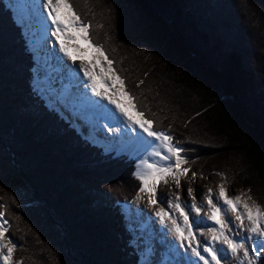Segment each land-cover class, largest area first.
Instances as JSON below:
<instances>
[{"label": "trees", "instance_id": "obj_1", "mask_svg": "<svg viewBox=\"0 0 264 264\" xmlns=\"http://www.w3.org/2000/svg\"><path fill=\"white\" fill-rule=\"evenodd\" d=\"M92 1L117 29L111 36L126 49L127 65L146 83L151 80V95L164 88L153 72L169 68L166 73L181 88L193 91L182 106L173 100L178 92L167 99L170 108L181 110L177 120L187 119L191 108L202 129L207 125L223 135L225 147L244 155L249 169L264 180V0ZM76 2L69 0L90 24L92 42L113 61L132 104L185 150L183 167L208 175L211 171L196 166L194 144L202 150L203 142L184 139L183 132L150 113L120 67L115 40L101 35ZM18 26L13 9L0 0V112L6 109L11 121L0 122V212L20 263L143 264L122 211V203L134 199L141 186L133 160L106 154L58 111L48 110L32 83L35 54Z\"/></svg>", "mask_w": 264, "mask_h": 264}, {"label": "snow or ice", "instance_id": "obj_2", "mask_svg": "<svg viewBox=\"0 0 264 264\" xmlns=\"http://www.w3.org/2000/svg\"><path fill=\"white\" fill-rule=\"evenodd\" d=\"M43 8H47V18L51 21L48 34L59 42L58 52L55 47L52 51L61 60L59 64L55 60L49 61V66H53L52 71L45 69L40 74L47 80L44 95L47 97L45 100L48 105L55 108L57 104H60L73 111H79L83 103L81 97H90L88 90L99 98L96 101L100 102L101 106L105 105L102 101H107V105H115V110L112 109V111L114 114L116 111L120 113V116L115 114L121 121L120 127L113 128L108 123H104L103 131L106 129V133H113L122 132L123 129L131 136H142L149 142L148 148L141 155L147 154V156L139 159L134 175L141 182L139 193L148 194L147 207L150 208L158 203L163 204L165 195L158 194V183L163 181L167 184L168 178L171 177L176 187L180 188L181 177L189 172V168L183 167L188 163L184 149L173 142L174 138L170 132L154 129L151 126L153 121L145 119L142 113H137L139 119L132 116L119 100L109 95L108 89L112 88V85L108 84L109 78L114 82H119L121 88L124 85V81L113 72L111 60H108L107 68L101 66L98 74L100 82L106 85L104 91L99 90L97 86V73L93 71L96 64L90 68L84 63L79 65L75 63L78 58L76 54L80 53L81 49L70 45L67 41L83 39L88 42L89 47H95L98 53L94 57L97 62L101 56H104V53L100 46L91 44L88 36L90 24L81 21L73 11L69 0H43ZM58 53H62L63 56L61 57ZM68 61L72 63L69 64ZM73 74L79 79L69 80L68 77ZM114 95H120V89H114ZM129 106L135 108L134 104ZM137 126L142 132H138ZM143 133H146L147 137ZM154 145L157 150L148 152V149ZM158 149L165 151L161 152ZM150 157H159L160 160L150 163ZM164 161L168 163L164 164ZM196 175L197 173L193 171V178ZM194 191L192 187L187 188V196L192 198L190 204L181 201L180 193L176 192L168 198L166 207L169 210H166V207H159L154 213H149L139 207L143 197L137 194L136 200L132 202L135 207L128 210V228L133 235L130 243L135 246L136 251H149L155 257L157 245L165 249L168 245H172L178 248L185 258H190L191 264H199V262L229 264V257L237 264H256L257 261L264 264V209L259 205L250 206L246 201H242L240 196L229 197L224 185L220 184L219 195L216 197L213 195V189H208L206 196L208 215L201 216L203 205L197 204ZM241 204L243 212L238 211ZM171 209L179 213V218L170 215ZM229 211L235 213L234 219L239 222L238 225L232 223L233 217L228 215ZM3 216L4 213L0 212V217ZM178 219H182V223L178 222ZM245 220L249 222L247 227ZM205 221H211L215 226L208 227L206 230L202 229L201 224ZM6 224L7 220L0 222V259L4 264H14L12 257L17 245L11 239L4 243L5 232L8 230L4 226ZM157 224L158 228L155 227ZM149 234L155 236V249L146 243L145 237H149ZM4 249H7L6 254L3 252Z\"/></svg>", "mask_w": 264, "mask_h": 264}, {"label": "rangeland", "instance_id": "obj_3", "mask_svg": "<svg viewBox=\"0 0 264 264\" xmlns=\"http://www.w3.org/2000/svg\"><path fill=\"white\" fill-rule=\"evenodd\" d=\"M12 1L13 0H8L10 5H13ZM26 2L18 1L15 9L18 10L19 11L18 13L23 16L20 18L21 20L20 24L23 25L27 29V34L32 37L31 40H33V45L35 49L40 51L38 52V57H36L38 62H37V67H36L37 73H36L35 84H36V88L38 89L39 87H44L45 84L47 83V80L41 77L40 74L43 71H45V69H47L49 72L52 71L53 66H49V61L53 60L54 54H52L50 50L51 49L50 43H49L51 39V36H49L50 34H48L47 38L43 40L42 35L37 30V22H36V20H38L36 18L38 17L37 10L41 8V6L40 7L35 6L33 5V3H30V1H26ZM76 5L82 9V11L86 14V16L90 17L96 23L97 28L101 35H104L109 40L114 39L111 36V33L116 34L117 29L113 25L107 23L108 18L104 15L103 12H100L99 6L94 1L77 0ZM132 12H133V9H132ZM148 16L152 17L154 20L155 19L159 20V18L156 17L152 12L151 13L147 12V17ZM160 24H162L161 21H160ZM115 26L118 28L117 25ZM38 28H39V21H38ZM118 29L120 30V28ZM118 35L120 39L122 40V42H124V40L121 38L122 36L121 30L120 32L118 31ZM144 38L148 39V42H149V38L147 37H144ZM115 41L113 42L111 41L113 44V48H114L113 52L119 57L120 67L122 68L123 72L127 75L129 82L131 83V86L133 87L135 92L138 94L139 99L141 100L142 104L150 111V113L154 114L155 116L160 117L162 122L183 132L181 134L184 139L186 138L196 139L197 138L198 141H202L203 142L202 150H200L199 146L194 144V147L196 148L195 149L196 155L199 157V159L196 161V166L200 167L203 170L211 171L208 175H203L200 172H196L197 175L195 178H193L192 171L189 169V172L181 177L180 188H177L175 181L171 177H169L167 184L161 181L157 185L158 194L162 193L165 195L164 203L163 204L158 203L157 205H153L149 208L147 207L148 194L139 193V195L143 197V199L140 201L139 207L144 208L147 212H149L150 210H154L156 208L162 207V206L166 207L168 204L169 196L176 192L180 193L181 201H183L184 203L190 204L192 202V198L187 196L188 187H192L195 190L194 196L196 197V200H201L203 197L202 194L207 196V192L209 188L213 189V195H219V185L223 184L226 189V194L229 197L240 196L241 200L246 201L250 206L254 207L256 205H259L262 209H264V180L261 179L257 175L256 172H253L250 170L251 166L248 164L246 157L237 152L228 150L227 146L225 147L222 141L224 136L223 135L220 136L218 134L219 133L218 131H213L212 129L208 128L207 125H205V128L207 131L205 129H202L201 126L199 125V121L197 122L195 121L196 114L193 115L194 111L191 108H189L191 112H187V113H190V114H187L188 115L186 117L187 119H184L181 121V120H177L178 114L179 113L181 114L180 108L176 106L171 107V108L169 107L171 105L167 103V99L168 98L170 99L171 97L174 98L173 95L175 94V92H178L180 97L174 98L173 100L176 103H178L180 106H182L181 105L182 103H188L189 98H192L191 94L193 93V91L189 88H186V89L181 88L180 85L177 83V80H175L172 75H168L166 73L169 70L167 66L166 67L168 68V70L167 69L164 70L163 66L162 67L158 66L157 67L158 69L153 72L152 77H154L155 79L163 80V85H164L163 93L161 91H158L157 94L151 95L152 92H154L151 90L149 86L151 84L150 83L151 80L149 79V82L146 83L147 81L145 80V78L142 80L140 76L134 74L135 71L132 68H130L126 62V60L128 59L125 53L126 49L122 48L119 41H116V42ZM183 50L184 49H182V51ZM262 52L264 53V50ZM54 60H55V56H54ZM102 62L104 64H108V60L105 54L104 56L100 57V62H98L97 67H98L99 72H100L101 66L104 68H107L103 66ZM113 64L114 63H112V70H113ZM172 69L173 67L170 68V70ZM93 71L96 72L94 69ZM113 72L115 71L113 70ZM97 81H98L97 86L101 88L102 90H105V88L99 84L100 78L98 75H97ZM109 81H110V78H109ZM141 81H143V83H141ZM115 85L116 86L114 87V89H120V95H114V89L112 91H108L109 95H113L114 99L119 100L120 103L127 109V111L132 116L139 119L140 117L137 116V113H140L139 110L136 108L138 111L136 112L132 107L129 106L131 104L130 95L128 93H125L124 88L123 87L121 88L119 82H115ZM212 87L214 88L213 85ZM157 100L160 102L159 104L163 107L164 110L160 111V109L157 107V104L155 102ZM60 108L64 111L67 110V108H65L63 105ZM5 110H3V112H0V122H3L4 124H6L5 126H9L11 125L10 123L11 121H10L8 112H6ZM66 113L69 115L67 111ZM76 116L77 115L73 116L74 118L72 119V121L81 132L86 133V131H90V132H92V130L94 132L96 131L97 139L106 138L108 142V144L105 145L106 149H108L111 144L112 148L116 149V151L119 154H125V155H128L129 157H133L136 160V166L138 165L140 155L137 151L138 146L136 145V143L134 142L133 145H129V146H133L132 149L125 148V144H130L131 142L135 141L134 138L132 139L131 137L126 140L123 138L117 139L115 138V136L113 137L111 135H106L105 134L106 129L103 131V127H102L103 125H101L102 123L99 124V121L101 122V120L97 118L93 113H86V114L78 113V117ZM191 119L193 121L192 123L190 121ZM1 129H3V127ZM26 129L28 128H26L25 126V130ZM92 136L94 137V134H92ZM137 139H141V138L137 137L136 141ZM148 139H151V138H148ZM145 143H149V142L146 141ZM56 147L58 148L59 144L56 145ZM207 147L213 149L212 155H209L211 152H207L204 150V148H207ZM255 147L256 146L253 144L250 145V148L252 150H254ZM142 151H143V147L141 148V152ZM152 151H153V148H150L149 152H152ZM66 155L69 156L67 153ZM184 155L187 157L185 150H184ZM146 156L147 154H145V157ZM141 158H144V156ZM159 160L160 158H155L154 161H159ZM163 163L167 164L168 162L164 161ZM136 171H137V168H136ZM93 179H96V178H93ZM136 198L133 201H135ZM203 198L205 199V196ZM93 207L97 210L99 206L94 205ZM134 207L135 205H133L132 203L125 205L123 207L124 211L126 212V216H127L126 218L127 220H125L126 226H128L129 224V219H128L129 211L128 210ZM166 210H168L167 207H166ZM238 211L239 212L244 211L242 204L240 205V208L238 209ZM207 215H208V212L206 211L205 217ZM19 220L21 222L23 221V219H21L20 217H19ZM0 222H2L1 218H0ZM232 222H234V219ZM245 222H248V221L245 220ZM155 226L157 228L159 227L158 224ZM247 226H249V222L248 224H246V227ZM169 238L171 239V237ZM8 239L9 238L5 236L4 243H7ZM145 240H146V243L156 246L154 243L155 241L154 234H149V237H145ZM158 248H159V245H157V250ZM3 252L6 254L7 249H4ZM16 252L17 251L14 249L15 255L12 257V260L14 264H19V262L21 261V258L18 255H16L17 254ZM162 252H163L162 250L160 253H158L157 251L156 257L158 258L157 261L159 262L161 260H164V256L162 255ZM161 256H162V259H160ZM229 258H230L229 260H232L233 262L232 264H234L235 260H233L231 257ZM157 261L153 257V259L147 262V264H150V262H152V264H158ZM161 264H169V263L167 261H163L161 262ZM235 264H237V262Z\"/></svg>", "mask_w": 264, "mask_h": 264}, {"label": "bare ground", "instance_id": "obj_4", "mask_svg": "<svg viewBox=\"0 0 264 264\" xmlns=\"http://www.w3.org/2000/svg\"><path fill=\"white\" fill-rule=\"evenodd\" d=\"M26 1H30L31 3L34 4L37 3V0H25ZM27 3V2H26ZM37 6H41V8H39L37 11V19L39 21V29L40 31L43 33V34H48V28L51 27V21L50 19L47 18V8H43V0L41 2H39V5ZM51 46L52 48L55 47V49L57 50L58 52V48H59V42L58 41H55V38L54 37H51ZM70 45H74L75 47H78L81 49V52L76 54L74 52V54L78 55V58L76 59L75 63L77 65L81 64V63H84L86 64L88 67H93V64H96V67H94L93 69L96 71L97 75L99 74V70H98V62H95L94 60V57L98 55V53H96L95 51V47H89V43L84 41L83 39H74V40H71V41H67ZM92 44V43H91ZM74 50V49H73ZM54 54V53H53ZM61 57L63 56L62 53H58ZM55 56V55H54ZM85 60V61H84ZM55 61L57 64H59L61 62L60 58L59 57H56L55 56ZM99 62H100V59H99ZM69 64H71L72 62L71 61H68ZM80 76L82 77L83 76V73L81 72L80 73ZM99 76V75H98ZM69 80H73V79H79V77H76L73 75H70L68 77ZM100 85H102L105 89H106V85L103 83V82H100L99 83ZM108 84H111V82L108 80ZM112 85V84H111ZM113 87V86H112ZM101 91L102 89L99 88ZM112 88H109L108 90H111ZM88 95L90 97H81V100L83 101L82 105L80 106V111L82 113H86V112H92L94 113L95 115H97L99 118H100V113L102 114V117H103V120L105 123H108L111 127L113 126H116V128L120 127V123L121 121L119 120V118L117 116H120L119 113L116 111V115L113 113L112 111V108L110 105H107V101H102V103H104L105 105L101 106L100 102L96 101L98 100L99 98L98 97H95L94 94L91 93L90 90H88ZM92 98L94 100H92ZM82 107L85 108V111H82ZM113 110H115V108H113ZM121 119H123L121 117ZM101 120V119H100ZM102 123V122H101ZM103 125V123H102ZM137 130L138 132H142L141 129L138 128L137 126ZM110 134V133H109ZM141 138V140H143L142 144L145 148V150L148 148L149 146V143H145L147 140L145 138H143L142 136H139ZM152 139V138H151ZM135 143H137V141L135 140ZM158 143V142H157ZM142 146V145H141ZM153 148V151L154 150H157L155 149V145ZM150 149V148H149ZM148 149V150H149ZM160 150L161 152L162 149H158ZM146 158V157H145ZM155 158H159V157H155ZM154 157H150L149 158V162H153L155 160ZM206 187V186H205ZM204 187V189H205ZM218 195H214V197H216ZM206 199V197H205ZM205 199L202 197L201 200H198L199 204L198 205H205ZM222 202V201H221ZM163 207V206H162ZM158 208L154 209V210H150L149 213H154L155 210H157ZM168 209V208H167ZM169 210V209H168ZM208 210V208H207ZM205 212L206 210L204 208H202V212H201V216H205ZM228 213H231L232 215V212L229 211ZM170 215H173L174 217H177L179 218V213L175 211V209H171L170 210ZM233 217V216H232ZM178 222L182 223V219H178ZM205 222H208V221H205ZM207 225V223H206ZM201 228L202 229H207L208 227L204 226V223L201 224ZM159 248L160 250H164L165 248H163L162 246L159 245ZM173 248H175L174 246L172 245H168L167 246V250H172ZM175 255V253H174ZM176 256V255H175ZM230 259V258H229ZM185 260V259H184ZM179 261V259H176L173 263L177 264ZM187 264V263H186Z\"/></svg>", "mask_w": 264, "mask_h": 264}]
</instances>
